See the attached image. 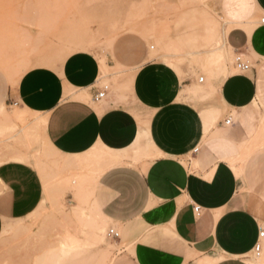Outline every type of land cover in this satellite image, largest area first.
<instances>
[{"label":"crops","instance_id":"crops-1","mask_svg":"<svg viewBox=\"0 0 264 264\" xmlns=\"http://www.w3.org/2000/svg\"><path fill=\"white\" fill-rule=\"evenodd\" d=\"M251 3L263 18L264 0ZM244 14L231 17L240 27L217 44L224 38L250 69L232 65L211 82L228 60L215 48L195 60L212 89L203 85L192 94L199 87L193 81L147 62L128 90L147 115H135L108 92L104 103L93 101L100 63L87 51L71 53L57 68L28 69L6 92L45 118L44 138L58 155L86 154L95 168L110 163L101 166L92 203L120 228L115 243L125 245L114 264H247L253 253L264 231V25ZM3 101L0 95V106ZM42 198L32 167L0 163V234L5 223L29 217ZM260 242L262 251L264 238Z\"/></svg>","mask_w":264,"mask_h":264},{"label":"rangeland","instance_id":"rangeland-1","mask_svg":"<svg viewBox=\"0 0 264 264\" xmlns=\"http://www.w3.org/2000/svg\"><path fill=\"white\" fill-rule=\"evenodd\" d=\"M243 12L252 22L261 18L251 0H0V163L28 164L43 188V198L29 217L4 224L0 264H114L125 245L116 246L107 237L108 230L120 233V228L104 221L92 206L87 176L98 168L93 163L74 166L73 159L54 152L43 135L45 118L6 97L19 77L38 60L47 59L50 68H57L68 55L64 50L87 49L100 63L97 86H106L108 96L114 95L135 115H147L129 98L135 71L147 62H159L174 69L182 81L199 86L192 94L202 93L203 85L212 89L210 81L226 76L235 57L224 38L217 43L240 27L230 22ZM215 48L228 60L224 71L209 81L206 69L195 60ZM93 227L99 228L97 242L84 235ZM74 237L80 249L68 245ZM263 259L264 249L259 257L250 254L246 262Z\"/></svg>","mask_w":264,"mask_h":264},{"label":"bare ground","instance_id":"bare-ground-1","mask_svg":"<svg viewBox=\"0 0 264 264\" xmlns=\"http://www.w3.org/2000/svg\"><path fill=\"white\" fill-rule=\"evenodd\" d=\"M167 27V26H166ZM168 28V27H167ZM149 30H152V29H149ZM168 30V29H167ZM166 30V31H167ZM148 32V31H147ZM168 34V33H167ZM170 40V39H169ZM169 45V47L171 46L170 44H168ZM170 49H173V48H171L170 47ZM87 49H80V50H78V51H86ZM174 50H178V49H174ZM68 55H70L71 53H74V50H68V49H66V50H64ZM178 52H179V50H178ZM67 55V56H68ZM66 56V57H67ZM65 57V58H66ZM64 58V59H65ZM63 59V60H64ZM62 60V61H63ZM31 64V63H30ZM36 64H37V66H45V67H50V66H52V63L50 62V61H48L47 59H45V60H38V62H36ZM31 66V65H30ZM29 66V67H30ZM103 68H104V66H103ZM200 79H202V78H200ZM200 79H199V83H200ZM203 80V79H202ZM75 99V98H74ZM5 115V114H4ZM41 124H45V119H41ZM49 144V143H48ZM49 146H50V148L54 151V152H56L55 150H54V148H52V146L49 144ZM93 151H96V150H93ZM99 151V150H98ZM95 153V152H94ZM108 154H110V153H108ZM89 155V154H88ZM68 158H70V159H73L74 160V162H73V164H76V165H74V166H77V165H88V159H87V155L86 154H84V155H80V156H74V157H68ZM89 158V157H88ZM109 158H111V155H110V157ZM108 159V158H107ZM112 160V159H111ZM68 162V161H67ZM90 162V161H89ZM93 162H95V161H93ZM111 162V161H110ZM64 163V162H63ZM69 163V162H68ZM99 163V162H98ZM106 163V161L105 162H103L102 164L100 163L98 166H102L103 164H104V166L107 168V166L109 165L110 166V163L107 165V164H105ZM113 163V162H112ZM111 163V164H112ZM95 164H96V162H95ZM94 163H93V165H94V167L96 166ZM90 165V164H89ZM107 165V166H106ZM65 166V165H64ZM63 166V167H64ZM72 166V165H71ZM101 166H100V168L99 167H97L98 169H93V171H92V173L91 174H89L87 177V184H88V189H89V194H90V197H93V188H94V186H95V182H96V180H97V178H98V176L100 175V173L103 171V168H101ZM67 167V166H66ZM69 167H70V165H69ZM78 167V166H77ZM93 167V168H94ZM104 167V169H106ZM68 168V167H67ZM93 200V199H92ZM93 204V203H92ZM93 206V208H94V211H95V213H97V215L99 216V217H101L102 219H103V217L98 213V211H97V209H95V207H94V205H92ZM106 220V219H105ZM92 226V225H91ZM89 228V227H88ZM90 229V228H89ZM91 230H92V232L90 231L89 233H87L86 234V232L88 231H86L85 232V236L87 237L88 236V238H86L87 240L88 239H90V237L89 236H91L92 238L91 239H93L95 242H97V241H99V228L98 227H93V228H91ZM102 234V233H101ZM91 239H90V242H91ZM74 244V249H80L81 248V245H80V243L77 241V239H75V237H74V239H72V240H70V242H69V244L68 245H73ZM90 245V244H89ZM255 264H264V259L263 260H259V263H255Z\"/></svg>","mask_w":264,"mask_h":264},{"label":"built area","instance_id":"built-area-1","mask_svg":"<svg viewBox=\"0 0 264 264\" xmlns=\"http://www.w3.org/2000/svg\"><path fill=\"white\" fill-rule=\"evenodd\" d=\"M260 24L264 25V17L260 19ZM233 66L237 71H240V72H245V71H248L250 69V66L246 63V61L243 60V58L240 55H235ZM202 82H203V80L200 79V83H202ZM107 92H108V88L106 86H103L102 88H100V91H98L96 93L95 97L93 98V101L96 103L102 101L105 98V95L107 94ZM14 105H17V103H14ZM230 121H231V119L228 118L224 121V124L229 125ZM193 211H194V213L198 214L199 208L194 207ZM107 237L112 239V240L119 239V233L115 229H110L107 232ZM263 238H264V231L262 230L259 233V237H258L259 241H257V243L254 247L253 253H254L255 257H259L261 254L262 245H261L260 240Z\"/></svg>","mask_w":264,"mask_h":264}]
</instances>
